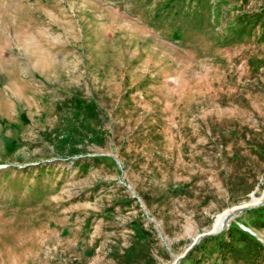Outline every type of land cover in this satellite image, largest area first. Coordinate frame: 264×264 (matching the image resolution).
<instances>
[{
  "label": "rangeland",
  "instance_id": "obj_1",
  "mask_svg": "<svg viewBox=\"0 0 264 264\" xmlns=\"http://www.w3.org/2000/svg\"><path fill=\"white\" fill-rule=\"evenodd\" d=\"M264 0H0V264H264ZM261 210V211H260Z\"/></svg>",
  "mask_w": 264,
  "mask_h": 264
},
{
  "label": "water",
  "instance_id": "obj_2",
  "mask_svg": "<svg viewBox=\"0 0 264 264\" xmlns=\"http://www.w3.org/2000/svg\"><path fill=\"white\" fill-rule=\"evenodd\" d=\"M263 205H264V198H263V202H262V204L259 205V206H257V207H261V206H263ZM253 208H256V207H243V208H241V209H238V210L232 212V213L229 214L228 216H226V218H225V220H224V222H223V224H222V227L218 230V232H216V233H210V232H205V233H203L198 239H196V240L193 241V243H192V244H191V245H190V246L184 251V253H183L181 256H179V257L176 259L175 264H179L180 261H181L182 259L185 258V256L187 255V253H188L189 251H191V250H192V249L198 244V242H199L201 239H204V238H207V237H210V236H215V235H218V234L224 232V231L227 229L228 225H229V221H230V219L235 218V217L238 216L239 214H241V213H243V212H245V211H247V210L253 209Z\"/></svg>",
  "mask_w": 264,
  "mask_h": 264
},
{
  "label": "bare ground",
  "instance_id": "obj_3",
  "mask_svg": "<svg viewBox=\"0 0 264 264\" xmlns=\"http://www.w3.org/2000/svg\"><path fill=\"white\" fill-rule=\"evenodd\" d=\"M244 206H246V204L244 205ZM244 206H241L242 208L244 207ZM238 209H241V208H233V210H229L228 212H226V213H224V214H221L218 218H217V220L215 221V223H214V225H213V228L215 229V230H219L221 227H222V224H223V222H224V220H225V218H226V216H228L229 214H231L232 212H234V211H236V210H238ZM233 219V218H232ZM232 219H230V220H232ZM216 232H218V231H216ZM216 232H214V233H216ZM211 233V232H210ZM175 262H176V260H175ZM175 262H174V264H175Z\"/></svg>",
  "mask_w": 264,
  "mask_h": 264
},
{
  "label": "trees",
  "instance_id": "obj_4",
  "mask_svg": "<svg viewBox=\"0 0 264 264\" xmlns=\"http://www.w3.org/2000/svg\"><path fill=\"white\" fill-rule=\"evenodd\" d=\"M254 209V208H253ZM261 211V210H260ZM223 234H225V232H222V233H220V234H218V235H215V236H210V237H207V238H204V239H201V243L202 242H209V241H212V240H215L217 237H220L221 235H223ZM200 246V244L199 245H196L191 251H189L188 253H187V255L189 254V253H191L193 250H195V249H197L198 247ZM187 255L185 256V258L187 257ZM184 258V259H185ZM184 259H182L181 261H180V263L184 260ZM179 263V264H180Z\"/></svg>",
  "mask_w": 264,
  "mask_h": 264
}]
</instances>
